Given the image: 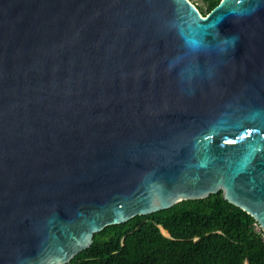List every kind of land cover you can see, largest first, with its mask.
I'll list each match as a JSON object with an SVG mask.
<instances>
[{
	"label": "water",
	"instance_id": "water-1",
	"mask_svg": "<svg viewBox=\"0 0 264 264\" xmlns=\"http://www.w3.org/2000/svg\"><path fill=\"white\" fill-rule=\"evenodd\" d=\"M218 191L264 232V0H0V264Z\"/></svg>",
	"mask_w": 264,
	"mask_h": 264
},
{
	"label": "trees",
	"instance_id": "trees-1",
	"mask_svg": "<svg viewBox=\"0 0 264 264\" xmlns=\"http://www.w3.org/2000/svg\"><path fill=\"white\" fill-rule=\"evenodd\" d=\"M219 1L195 6L204 15ZM65 264H264V232L218 191L107 225Z\"/></svg>",
	"mask_w": 264,
	"mask_h": 264
},
{
	"label": "rangeland",
	"instance_id": "rangeland-1",
	"mask_svg": "<svg viewBox=\"0 0 264 264\" xmlns=\"http://www.w3.org/2000/svg\"><path fill=\"white\" fill-rule=\"evenodd\" d=\"M189 1L192 2L194 5L198 3L199 5L203 6L202 0H189Z\"/></svg>",
	"mask_w": 264,
	"mask_h": 264
},
{
	"label": "bare ground",
	"instance_id": "bare-ground-1",
	"mask_svg": "<svg viewBox=\"0 0 264 264\" xmlns=\"http://www.w3.org/2000/svg\"><path fill=\"white\" fill-rule=\"evenodd\" d=\"M164 231V230H163ZM165 232V231H164Z\"/></svg>",
	"mask_w": 264,
	"mask_h": 264
}]
</instances>
